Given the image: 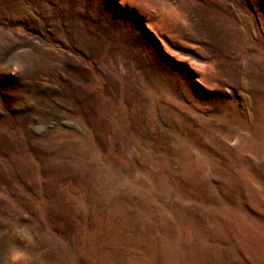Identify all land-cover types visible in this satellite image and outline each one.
<instances>
[{"label": "rangeland", "instance_id": "1", "mask_svg": "<svg viewBox=\"0 0 264 264\" xmlns=\"http://www.w3.org/2000/svg\"><path fill=\"white\" fill-rule=\"evenodd\" d=\"M0 264H264V0H0Z\"/></svg>", "mask_w": 264, "mask_h": 264}]
</instances>
